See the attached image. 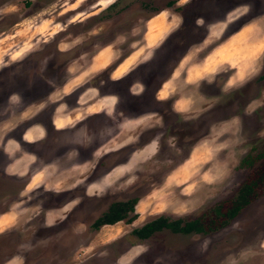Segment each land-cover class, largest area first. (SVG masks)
I'll use <instances>...</instances> for the list:
<instances>
[{
  "label": "rangeland",
  "instance_id": "374dc122",
  "mask_svg": "<svg viewBox=\"0 0 264 264\" xmlns=\"http://www.w3.org/2000/svg\"><path fill=\"white\" fill-rule=\"evenodd\" d=\"M263 171L264 0H0V264H264Z\"/></svg>",
  "mask_w": 264,
  "mask_h": 264
},
{
  "label": "trees",
  "instance_id": "16d2710c",
  "mask_svg": "<svg viewBox=\"0 0 264 264\" xmlns=\"http://www.w3.org/2000/svg\"><path fill=\"white\" fill-rule=\"evenodd\" d=\"M171 48V47H170ZM170 48L168 50L170 51ZM264 175V171L262 172ZM254 183L247 182L240 189L237 197L231 202L230 206L222 214V217L226 219L232 218L241 207L246 205L250 201V195L253 192ZM136 199H129L126 201H120L113 203L105 212L97 217L92 223V227L97 228L102 224L113 223L118 220L126 219L131 220L133 216L128 217V212L133 211L134 203ZM210 224H214L213 220H210ZM210 224L205 226L201 218H194L184 220L183 218H169L164 215H160L148 222L144 223L140 227L134 228L132 233L139 239H146L153 233L162 229H168L173 233H198L204 232L210 227Z\"/></svg>",
  "mask_w": 264,
  "mask_h": 264
},
{
  "label": "crops",
  "instance_id": "0c3cea01",
  "mask_svg": "<svg viewBox=\"0 0 264 264\" xmlns=\"http://www.w3.org/2000/svg\"><path fill=\"white\" fill-rule=\"evenodd\" d=\"M129 57V56H128ZM125 59V58H124ZM126 59H128V58H126Z\"/></svg>",
  "mask_w": 264,
  "mask_h": 264
}]
</instances>
